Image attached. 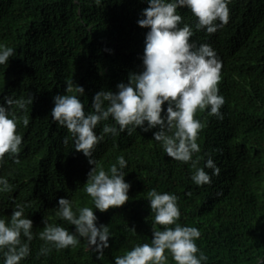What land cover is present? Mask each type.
<instances>
[{"label": "trees", "instance_id": "1", "mask_svg": "<svg viewBox=\"0 0 264 264\" xmlns=\"http://www.w3.org/2000/svg\"><path fill=\"white\" fill-rule=\"evenodd\" d=\"M78 1L0 0V26L15 49V56L0 65V102L5 96H33L27 111L17 110V132L23 136L19 163L5 154L7 162L0 168V176L11 185V191L0 193V218L10 220L15 206L23 204L24 215L33 221L30 255L19 264H115L116 256L151 243L155 213L147 192L153 188L177 195L181 212L177 223L199 229L196 244L208 256L206 264H264V0H230L228 22L217 29L224 80L226 76L218 88L224 98L223 118L209 115V109L196 112L205 127L198 132L200 151L192 159L196 167H205L211 156L220 174L205 168L211 182L197 185L192 161L169 157L153 139L157 128L144 132L138 127L131 135L104 134L94 157L107 170L123 155L125 180L131 187L125 204L103 212L84 191L94 165L74 148L68 129L53 121V97L72 94L65 93L70 80L73 87H84L85 111H93L97 91H117V84L127 83L130 73L143 71L149 29L138 20L149 5L147 0ZM177 11L182 23H191L190 9ZM25 115L30 120L27 127L22 122ZM104 124L119 128L110 117L97 125V134ZM61 197L70 198L74 209L92 207L97 224L108 225L110 246L102 258L83 237L62 249L39 237L45 219L75 231V225L55 215ZM42 246L50 247L46 255L40 254ZM4 251L0 250V264ZM166 255L167 264H176L170 253Z\"/></svg>", "mask_w": 264, "mask_h": 264}, {"label": "clouds", "instance_id": "2", "mask_svg": "<svg viewBox=\"0 0 264 264\" xmlns=\"http://www.w3.org/2000/svg\"><path fill=\"white\" fill-rule=\"evenodd\" d=\"M229 2L147 0L149 6L143 9L142 18L138 20L141 27L149 29L142 56L143 71L130 73L127 83L117 84V91H97L91 105L93 111H85L81 99L85 94L84 87L78 84L73 87L70 80L65 82V93L72 94L53 97V121L68 129L74 148L82 151L89 164L94 165L88 173L84 191L91 197L95 209L103 212L125 204L131 187L125 180L127 161L123 155L117 157V162L107 170L94 157L95 147L104 139V134L115 136L127 131L131 135L138 127L144 132L157 128L153 139L169 157L192 161L195 168L192 180L197 185L211 182V175L205 168L211 169L212 175L220 174L221 169L211 156L205 167H196L197 161L192 158L200 151L197 136L205 127L196 118L197 110L209 109V115L223 118L220 109L224 98L218 94V88L223 87L226 76L224 80L221 39L217 29L228 22ZM96 3L100 4L101 0ZM138 5L142 6V3L139 1ZM181 7H187L193 13L191 23H182V16L177 11ZM8 38L11 37L7 30L0 26V65L7 64L9 58L15 56ZM108 51L114 52L113 49ZM32 103V95L26 98L5 96L0 102V168L7 162L5 154L19 163L23 136L17 132V110L27 111ZM110 117L119 128L104 124L102 132L97 134V125ZM22 122L27 127L29 117L25 115ZM63 142L67 145L69 137ZM8 191H11L9 180L0 176V193ZM147 197L151 211L155 213L151 243L137 244L123 255L116 256L115 264H167L166 251L176 264H206L208 256L196 244L201 235L199 229L177 223L181 216L177 195L153 188L147 192ZM24 208L25 205L17 204L10 220L0 218V250L6 249L4 264H19L30 255L33 221L24 215ZM55 215L75 225V231L70 232L59 224H49L45 219L44 230L38 234L42 240L62 249L75 246L77 236L83 237L98 257H103L104 249L110 246L111 232L108 225L97 224L98 217L92 207L74 209L70 198L61 197ZM155 225L165 227L160 230ZM169 225L174 227H167ZM22 236L27 238L26 242H22ZM49 251L50 247L42 246L40 254L46 255Z\"/></svg>", "mask_w": 264, "mask_h": 264}, {"label": "bare ground", "instance_id": "3", "mask_svg": "<svg viewBox=\"0 0 264 264\" xmlns=\"http://www.w3.org/2000/svg\"><path fill=\"white\" fill-rule=\"evenodd\" d=\"M69 226V225H68ZM71 226V225H70ZM67 228V227H66Z\"/></svg>", "mask_w": 264, "mask_h": 264}]
</instances>
